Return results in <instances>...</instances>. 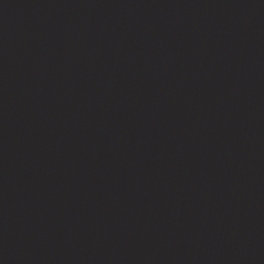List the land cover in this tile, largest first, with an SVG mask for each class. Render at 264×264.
Instances as JSON below:
<instances>
[{"label":"water","instance_id":"water-1","mask_svg":"<svg viewBox=\"0 0 264 264\" xmlns=\"http://www.w3.org/2000/svg\"><path fill=\"white\" fill-rule=\"evenodd\" d=\"M0 264H264V0H0Z\"/></svg>","mask_w":264,"mask_h":264}]
</instances>
